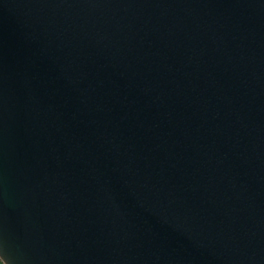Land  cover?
<instances>
[{
	"label": "water",
	"instance_id": "water-1",
	"mask_svg": "<svg viewBox=\"0 0 264 264\" xmlns=\"http://www.w3.org/2000/svg\"><path fill=\"white\" fill-rule=\"evenodd\" d=\"M5 264H264V0H0Z\"/></svg>",
	"mask_w": 264,
	"mask_h": 264
},
{
	"label": "snow or ice",
	"instance_id": "snow-or-ice-1",
	"mask_svg": "<svg viewBox=\"0 0 264 264\" xmlns=\"http://www.w3.org/2000/svg\"><path fill=\"white\" fill-rule=\"evenodd\" d=\"M0 264H5V259L3 257H0Z\"/></svg>",
	"mask_w": 264,
	"mask_h": 264
}]
</instances>
